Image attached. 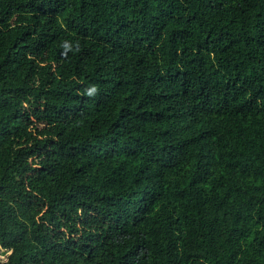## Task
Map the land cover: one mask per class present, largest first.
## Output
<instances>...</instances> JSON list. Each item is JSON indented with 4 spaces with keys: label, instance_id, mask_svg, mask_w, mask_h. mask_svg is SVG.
Segmentation results:
<instances>
[{
    "label": "trees",
    "instance_id": "16d2710c",
    "mask_svg": "<svg viewBox=\"0 0 264 264\" xmlns=\"http://www.w3.org/2000/svg\"><path fill=\"white\" fill-rule=\"evenodd\" d=\"M0 249L264 264V0H0Z\"/></svg>",
    "mask_w": 264,
    "mask_h": 264
},
{
    "label": "clouds",
    "instance_id": "9594fccd",
    "mask_svg": "<svg viewBox=\"0 0 264 264\" xmlns=\"http://www.w3.org/2000/svg\"><path fill=\"white\" fill-rule=\"evenodd\" d=\"M96 91L95 87L92 89V92H89V95H92Z\"/></svg>",
    "mask_w": 264,
    "mask_h": 264
},
{
    "label": "rangeland",
    "instance_id": "374dc122",
    "mask_svg": "<svg viewBox=\"0 0 264 264\" xmlns=\"http://www.w3.org/2000/svg\"><path fill=\"white\" fill-rule=\"evenodd\" d=\"M0 253H2L1 249H0Z\"/></svg>",
    "mask_w": 264,
    "mask_h": 264
}]
</instances>
